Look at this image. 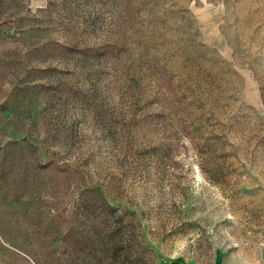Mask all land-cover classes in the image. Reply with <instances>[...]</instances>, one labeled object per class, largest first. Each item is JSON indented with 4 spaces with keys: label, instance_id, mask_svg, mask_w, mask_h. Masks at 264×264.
Listing matches in <instances>:
<instances>
[{
    "label": "rangeland",
    "instance_id": "rangeland-1",
    "mask_svg": "<svg viewBox=\"0 0 264 264\" xmlns=\"http://www.w3.org/2000/svg\"><path fill=\"white\" fill-rule=\"evenodd\" d=\"M217 262L264 264V0H0V264Z\"/></svg>",
    "mask_w": 264,
    "mask_h": 264
},
{
    "label": "crops",
    "instance_id": "crops-1",
    "mask_svg": "<svg viewBox=\"0 0 264 264\" xmlns=\"http://www.w3.org/2000/svg\"><path fill=\"white\" fill-rule=\"evenodd\" d=\"M183 264H187V263H183ZM216 264H220V263L217 262ZM224 264H234V263H232V262H230V263L229 262H227V263L224 262Z\"/></svg>",
    "mask_w": 264,
    "mask_h": 264
},
{
    "label": "trees",
    "instance_id": "trees-1",
    "mask_svg": "<svg viewBox=\"0 0 264 264\" xmlns=\"http://www.w3.org/2000/svg\"><path fill=\"white\" fill-rule=\"evenodd\" d=\"M61 171V170H60ZM67 177V176H66Z\"/></svg>",
    "mask_w": 264,
    "mask_h": 264
}]
</instances>
